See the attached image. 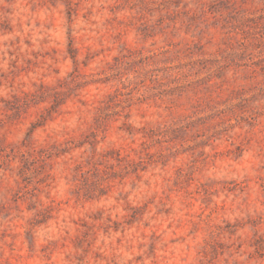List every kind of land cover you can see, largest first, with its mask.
Returning a JSON list of instances; mask_svg holds the SVG:
<instances>
[{"label":"rangeland","instance_id":"374dc122","mask_svg":"<svg viewBox=\"0 0 264 264\" xmlns=\"http://www.w3.org/2000/svg\"><path fill=\"white\" fill-rule=\"evenodd\" d=\"M0 264H264V0H0Z\"/></svg>","mask_w":264,"mask_h":264}]
</instances>
